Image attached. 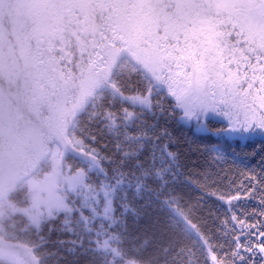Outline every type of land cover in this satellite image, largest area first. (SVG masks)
<instances>
[{"label": "snow or ice", "instance_id": "1", "mask_svg": "<svg viewBox=\"0 0 264 264\" xmlns=\"http://www.w3.org/2000/svg\"><path fill=\"white\" fill-rule=\"evenodd\" d=\"M173 120L264 138V0H0V264H264V167Z\"/></svg>", "mask_w": 264, "mask_h": 264}, {"label": "trees", "instance_id": "2", "mask_svg": "<svg viewBox=\"0 0 264 264\" xmlns=\"http://www.w3.org/2000/svg\"><path fill=\"white\" fill-rule=\"evenodd\" d=\"M226 121L213 120L211 127L220 128ZM173 136L178 138L179 143L175 146L180 154L182 180L187 177L196 179L195 173L203 171L211 165L213 172L219 171L224 177V184L235 180L237 183L244 181L247 170L259 171L264 167V138L254 137L248 140H240L212 134L196 132L194 124H187L173 120L169 124ZM212 145L219 146L224 159L212 163L208 148ZM177 190L187 201L195 202L202 196V191L195 184H180ZM183 203V201H182ZM205 212L209 208L223 211L222 206L215 198L203 197Z\"/></svg>", "mask_w": 264, "mask_h": 264}, {"label": "rangeland", "instance_id": "3", "mask_svg": "<svg viewBox=\"0 0 264 264\" xmlns=\"http://www.w3.org/2000/svg\"><path fill=\"white\" fill-rule=\"evenodd\" d=\"M220 204V203H219Z\"/></svg>", "mask_w": 264, "mask_h": 264}]
</instances>
